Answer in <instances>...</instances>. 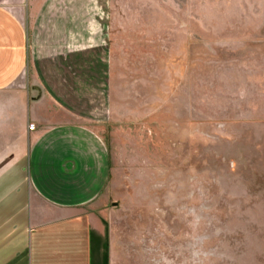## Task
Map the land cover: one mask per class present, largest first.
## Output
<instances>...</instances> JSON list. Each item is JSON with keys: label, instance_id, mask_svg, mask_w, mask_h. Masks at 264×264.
Masks as SVG:
<instances>
[{"label": "rangeland", "instance_id": "rangeland-1", "mask_svg": "<svg viewBox=\"0 0 264 264\" xmlns=\"http://www.w3.org/2000/svg\"><path fill=\"white\" fill-rule=\"evenodd\" d=\"M157 1L113 31L104 264H264V0Z\"/></svg>", "mask_w": 264, "mask_h": 264}, {"label": "crops", "instance_id": "crops-1", "mask_svg": "<svg viewBox=\"0 0 264 264\" xmlns=\"http://www.w3.org/2000/svg\"><path fill=\"white\" fill-rule=\"evenodd\" d=\"M150 1L132 11L158 13ZM125 3L0 0L1 262L104 264L111 159L100 127L112 119L110 56Z\"/></svg>", "mask_w": 264, "mask_h": 264}, {"label": "built area", "instance_id": "built-area-1", "mask_svg": "<svg viewBox=\"0 0 264 264\" xmlns=\"http://www.w3.org/2000/svg\"><path fill=\"white\" fill-rule=\"evenodd\" d=\"M29 129H30V130H33V129H34V126H33V125H30V126H29Z\"/></svg>", "mask_w": 264, "mask_h": 264}]
</instances>
